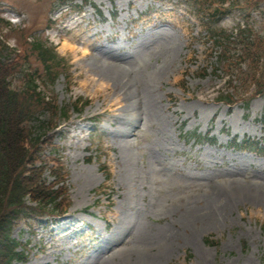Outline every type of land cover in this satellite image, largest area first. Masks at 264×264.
Here are the masks:
<instances>
[{
  "label": "rangeland",
  "instance_id": "1",
  "mask_svg": "<svg viewBox=\"0 0 264 264\" xmlns=\"http://www.w3.org/2000/svg\"><path fill=\"white\" fill-rule=\"evenodd\" d=\"M228 3L91 0L80 10L0 0L22 81L29 67L44 73L26 43L30 32L66 58L55 84L31 90L35 99L43 89L61 104L90 100L45 144L46 160L69 169L70 215L49 226L46 218L19 223L13 235L29 262L18 264H264V197L234 190L226 217L218 223L209 214L229 181L264 188V154L232 143L264 145V94L232 105L219 99L233 81L214 34L243 22ZM167 238L173 246L162 253Z\"/></svg>",
  "mask_w": 264,
  "mask_h": 264
},
{
  "label": "trees",
  "instance_id": "2",
  "mask_svg": "<svg viewBox=\"0 0 264 264\" xmlns=\"http://www.w3.org/2000/svg\"><path fill=\"white\" fill-rule=\"evenodd\" d=\"M242 2L237 0L235 3L245 14ZM252 2L254 0H245L244 4ZM263 3L264 0H257L255 9L259 11ZM30 36L31 50L44 65L47 75L44 79L49 80L61 72L64 57L47 39L37 34ZM223 39L222 61L232 65L247 64L245 74L242 70L239 76L242 88H245L243 94L251 87L264 91V36L260 30L247 20L239 26L236 36L231 34ZM6 48L0 37V264L28 260L25 243L13 236L17 224L25 221L34 226L37 218L63 214L71 204L66 184L68 176L63 166L52 169L54 179L47 180L41 143L53 128V118H42L32 107L36 101L46 109L49 102L46 104L41 97L36 100L31 94V90L36 92L37 86L35 89L28 87H35L39 77L24 74V83L17 85L19 61L7 58ZM67 109L58 108L63 116H68Z\"/></svg>",
  "mask_w": 264,
  "mask_h": 264
},
{
  "label": "bare ground",
  "instance_id": "3",
  "mask_svg": "<svg viewBox=\"0 0 264 264\" xmlns=\"http://www.w3.org/2000/svg\"><path fill=\"white\" fill-rule=\"evenodd\" d=\"M115 68L121 69V68H119V66H117ZM127 75H128V73L126 72L124 78H126ZM227 183H228L227 186L229 188V191H231V192L221 191L225 195V200L221 199L216 206H213L212 210H209V214H210L211 218L212 219L216 218L214 220L218 221V223H219V219H218L219 216L226 217L227 214L229 213V211L231 210L232 203L235 199L236 194L240 193V194H243L246 196L252 195L253 197H255V195H256L257 197H260V196L264 197V188L261 187V185L244 184V183H241L239 181H229ZM234 190L236 191V194L232 193ZM224 195H222V196H224ZM238 197H240V196H238ZM69 215L70 214H68L67 217ZM172 244H173V242H170V240L167 238L166 244L164 245L162 253L170 251L172 249V246H173Z\"/></svg>",
  "mask_w": 264,
  "mask_h": 264
}]
</instances>
